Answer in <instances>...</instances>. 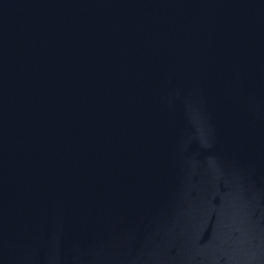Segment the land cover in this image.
Returning <instances> with one entry per match:
<instances>
[{
	"label": "water",
	"instance_id": "95a60500",
	"mask_svg": "<svg viewBox=\"0 0 264 264\" xmlns=\"http://www.w3.org/2000/svg\"><path fill=\"white\" fill-rule=\"evenodd\" d=\"M0 264H264V0H0Z\"/></svg>",
	"mask_w": 264,
	"mask_h": 264
}]
</instances>
